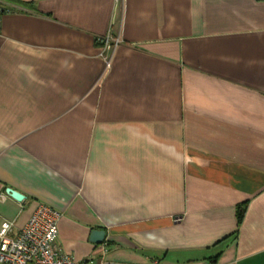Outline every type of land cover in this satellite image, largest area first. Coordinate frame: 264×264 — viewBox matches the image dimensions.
<instances>
[{
    "label": "crops",
    "instance_id": "0c3cea01",
    "mask_svg": "<svg viewBox=\"0 0 264 264\" xmlns=\"http://www.w3.org/2000/svg\"><path fill=\"white\" fill-rule=\"evenodd\" d=\"M0 5V226L46 205L85 264H264V0Z\"/></svg>",
    "mask_w": 264,
    "mask_h": 264
},
{
    "label": "built area",
    "instance_id": "2783aa9c",
    "mask_svg": "<svg viewBox=\"0 0 264 264\" xmlns=\"http://www.w3.org/2000/svg\"><path fill=\"white\" fill-rule=\"evenodd\" d=\"M14 10L13 7L0 5V16ZM121 41L119 35L113 37L106 34L97 38L99 57L106 69L110 68L113 52ZM61 217V211L40 205L14 236L11 234L13 223L3 221L0 226V264H85L77 261L73 254L64 252L57 244ZM149 264L160 263L153 260Z\"/></svg>",
    "mask_w": 264,
    "mask_h": 264
},
{
    "label": "water",
    "instance_id": "95a60500",
    "mask_svg": "<svg viewBox=\"0 0 264 264\" xmlns=\"http://www.w3.org/2000/svg\"><path fill=\"white\" fill-rule=\"evenodd\" d=\"M6 192L18 202H21L25 198V196L22 193L12 188H7ZM105 236H106V231L104 229H94L90 233V241L99 244L103 242Z\"/></svg>",
    "mask_w": 264,
    "mask_h": 264
},
{
    "label": "trees",
    "instance_id": "16d2710c",
    "mask_svg": "<svg viewBox=\"0 0 264 264\" xmlns=\"http://www.w3.org/2000/svg\"><path fill=\"white\" fill-rule=\"evenodd\" d=\"M245 210H246V206L244 203L237 206V219H238L237 223H238V225L240 224V222L242 221V219L244 217Z\"/></svg>",
    "mask_w": 264,
    "mask_h": 264
}]
</instances>
